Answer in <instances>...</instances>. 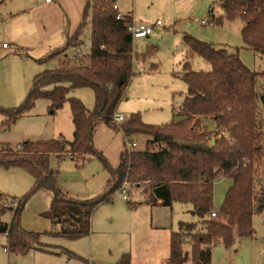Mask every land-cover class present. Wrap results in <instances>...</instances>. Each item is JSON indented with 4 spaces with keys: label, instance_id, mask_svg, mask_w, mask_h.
<instances>
[{
    "label": "trees",
    "instance_id": "16d2710c",
    "mask_svg": "<svg viewBox=\"0 0 264 264\" xmlns=\"http://www.w3.org/2000/svg\"><path fill=\"white\" fill-rule=\"evenodd\" d=\"M115 0H88L81 23L68 37L64 47L55 49L41 60L57 58V66L34 77L25 100L17 107L2 108L3 126L8 128L32 109L38 99L50 102L49 111H57L68 102L74 124L73 138L25 140L22 149L6 146L0 149V166L21 167L34 178L33 191L46 187L53 192L48 217L60 229L53 236L79 239L91 233L93 213L103 204L112 203L125 182L148 193V198L128 204L171 207L175 201L192 203L194 213L204 219V226L180 222L179 230L171 233L169 258L166 264H212V249L222 243L231 248L238 238L256 235L253 217L264 210V179L258 175L264 159V123L259 119L256 72L240 60L237 53L183 34L186 59L181 77L187 83V95L179 113L184 117L176 123L154 125L133 113L124 123L116 124L114 115L134 75V37L129 30L131 15L118 19ZM222 23L240 17L244 43L264 54V0H221ZM90 24V49L81 50L85 27ZM74 54L69 55L68 50ZM82 51V53H80ZM157 46L148 45L141 57L146 61ZM81 54V55H79ZM199 55L211 64L210 71L193 70L192 59ZM90 87L95 106L89 110L74 96L73 88ZM200 116H209L229 137L210 132ZM120 129L124 136L148 135V144L157 149L133 150L123 153L121 163L113 167L97 149L93 136L100 124ZM213 135V137H212ZM197 140L202 147L186 142ZM214 140L212 144L211 141ZM208 143V144H207ZM73 154L78 164L98 157L109 172L106 187L91 198L69 195L59 185L58 172L50 165V156ZM74 160V159H72ZM221 177L232 179V185L219 210L214 208L215 182ZM262 178V180H260ZM29 195L18 200L10 223L0 221V233L7 236L8 252L28 253L41 250L55 253L41 240V233L22 227L21 215ZM9 209L3 206L1 210ZM215 212V216L212 215ZM186 245L189 247L187 248ZM64 249V248H63ZM57 253V252H56ZM57 254L81 258L70 250ZM117 264H132L130 253H124Z\"/></svg>",
    "mask_w": 264,
    "mask_h": 264
},
{
    "label": "rangeland",
    "instance_id": "374dc122",
    "mask_svg": "<svg viewBox=\"0 0 264 264\" xmlns=\"http://www.w3.org/2000/svg\"><path fill=\"white\" fill-rule=\"evenodd\" d=\"M36 1L38 0H0L2 108L19 106L27 97L34 77L57 66V58L43 61L25 49H17L16 43L12 41V38L24 39L22 21L25 16L19 14V11L23 6ZM75 1L65 0L67 12L75 10V7H72ZM115 2L121 13L131 15L138 23L154 25L157 20L161 21L151 34L134 39V51L138 53V59L134 61V75L117 107V112L122 113L126 119L133 113H140L144 122L164 125L179 122L184 118L179 113L188 90L187 83L181 77L187 49L183 42L184 33L210 43L215 48H225L230 53H237L243 64L253 71L264 70V54L249 48L243 41L244 20L237 17L232 20L224 18L222 23L217 22L220 16L225 15L221 0H115ZM81 11L78 13L80 19ZM51 15L52 13L47 14ZM202 20L208 22L204 24ZM90 29V24L84 29L81 50L90 49ZM4 42L7 46L10 45L8 50L1 48ZM148 45L157 46V51L149 54L144 61L141 55L146 52ZM68 54L70 56L74 54L72 48L68 50ZM192 64L195 71H210L212 68L211 64L199 55L194 56ZM256 85L260 95L259 119L264 123V77L258 76ZM69 96L80 99L89 110L95 106L94 91L90 87L73 88ZM48 103L50 105L47 99H38L35 106L7 130L2 124L4 117L0 114V149L10 146L16 150L25 140L58 138L61 133L66 139L71 140L73 125L69 120V103L66 102L56 114L50 113ZM199 118L210 132L218 131L229 137V133L219 128L211 117ZM149 139L150 137L144 134L124 136L120 129L102 123L97 129L95 147L115 165L123 158L125 150L131 152L145 150L147 147L157 149L156 145L148 144ZM132 142L135 144L132 145ZM185 144L191 147L204 146L197 140ZM51 163L55 169L60 170V187L71 196L91 198L106 187L109 172L98 157H93L78 167L70 155L60 159L52 155ZM258 169V175L264 179V159L261 160ZM232 182L229 177H221L215 182V210L222 206ZM124 185L128 198L123 197L122 189L116 192L113 203L103 204L95 212L91 222V233L71 240L52 234L60 229V226L53 224L48 217L53 192L46 187L33 191L34 178L24 168L6 169L0 166V221L10 223L18 200L29 195L21 215L22 227L28 231L41 233L43 243L55 245L51 247L55 251L53 254L41 250H32L28 253L7 252L5 250L8 246L7 236L0 233V264H117L124 253H130L132 264L134 260L138 264H155V260H158L159 264L163 259V236L165 233L168 237L170 230H156L150 227L152 222L157 223L160 220L156 219V211H162L158 218L162 216L163 220H168V225L169 221L173 220L172 232L179 230L180 222L196 223L200 228L204 226V219L193 212L192 203L175 201L171 207L159 208L153 212L152 206L143 203L145 207L143 212L140 210L136 215L137 222L141 224L140 228L133 233L131 230H125V219L129 220L132 217L130 208H138L140 205L131 207L128 201L139 202L148 198V193L131 186L129 182ZM4 205L9 209L1 210ZM253 224L256 229L255 237L238 238L231 248H226L222 243L216 245L212 249V264H264V210L254 215ZM65 249L77 253L81 258L57 254ZM150 253H153L155 260L148 261L143 258V254H146L148 259H151ZM186 264L191 262L188 261Z\"/></svg>",
    "mask_w": 264,
    "mask_h": 264
},
{
    "label": "crops",
    "instance_id": "0c3cea01",
    "mask_svg": "<svg viewBox=\"0 0 264 264\" xmlns=\"http://www.w3.org/2000/svg\"><path fill=\"white\" fill-rule=\"evenodd\" d=\"M84 1L85 0H76L75 4L74 3L72 4V7H75V10H73L72 12H67V6L65 5V0H59V1L57 0L39 1L38 0L32 4H27L26 6H23L21 10L19 11V14H21L22 16H25L22 21L24 39L16 40L15 38H12V41L16 43L17 49H25L27 52L28 51L31 52V54L34 57L42 59L48 56L55 49L64 47L67 44L68 37L75 32V30L78 28L79 24L82 21L83 12H84V9H85V6L88 0H86V2ZM119 9L120 7L118 6V11ZM80 11H81V19L79 18V14H78L80 13ZM48 13H52V15L47 16ZM9 46L10 45L8 44L7 47H1V48L4 50L5 49L8 50ZM27 52L24 51V53L27 56H29ZM48 108H49V103H48ZM70 118H72L71 113L69 115V120L72 122V125H73L72 129L74 132V124H73L72 119ZM5 130H7V128H5ZM96 134H97V130L93 136L94 145H95ZM61 135L64 136L62 133L59 136ZM37 139L38 138H36L35 140ZM51 156H50V165L54 170L58 172V177L60 178V170L55 169L54 166L52 165ZM55 156L60 159V157H58L57 155ZM121 161L122 159L119 161L118 164H115V165L111 164V165L113 167H117L121 163ZM75 164L78 167L81 166V164H78L77 162ZM62 190L65 191L63 188ZM52 199H53V194H52ZM142 204L143 203H140L138 208L137 207L130 208L132 217L129 218V220L127 218L125 219L124 221L125 230H131V232L133 233L135 230L140 228L139 225L141 224L139 223V221L137 222L136 215L140 212V210L143 212V209L145 207H143ZM152 207L153 209H151V212L159 208H168L167 206H163V205H156ZM95 212L92 215L91 222H93ZM161 212L162 211H156V219L157 220L160 219V220L157 223H155V221L152 222L153 224H150V227L156 230H163V229L170 230V234L168 237H166L164 233V236H163L164 251L162 252L163 259L159 263V264H166L169 258L170 237H171V232L173 231L171 227L173 228V222H172L173 220H170L169 221L170 225H168V220L167 221L163 220L162 216L161 218H158L159 213ZM143 256H144L143 258L148 261H151L152 259L155 258L153 256V253L152 254L150 253L151 259H148L149 257L146 254H143ZM133 264H138V263L137 261L134 260ZM155 264H158V260H155Z\"/></svg>",
    "mask_w": 264,
    "mask_h": 264
},
{
    "label": "built area",
    "instance_id": "2783aa9c",
    "mask_svg": "<svg viewBox=\"0 0 264 264\" xmlns=\"http://www.w3.org/2000/svg\"><path fill=\"white\" fill-rule=\"evenodd\" d=\"M46 1H51V0H46ZM113 8L114 9H118L117 4H114ZM125 17H126V15L123 14V13H121V12H118L117 13V18L118 19H124ZM207 22L208 21H206V20H202V23H204V24H206ZM160 24H161V21L160 20H157L156 24L150 25L148 23H142V22L138 23V22L134 21V19H133V21L129 25V30L131 31L134 39L135 38H143V37H146L149 34H151L152 31H153V29H154V27L159 26ZM2 46L3 47H7V44L6 43H3ZM79 55H81V54H79ZM125 120H126V117L122 113H119V112H116L115 113V115H114V121H115L116 124H121ZM134 144L135 143L132 142V145H134ZM22 147H23V145L22 144H19L17 146V149H22ZM70 158L71 159H74V160H78L77 156H75L73 154H70ZM125 183H127V182H125ZM121 192L123 193V197L127 199L128 198V195H127V190H126L125 185H123V188H122V191ZM215 214H216L215 212H212V215L213 216H215ZM5 250L8 252V249L7 248H5Z\"/></svg>",
    "mask_w": 264,
    "mask_h": 264
},
{
    "label": "water",
    "instance_id": "95a60500",
    "mask_svg": "<svg viewBox=\"0 0 264 264\" xmlns=\"http://www.w3.org/2000/svg\"><path fill=\"white\" fill-rule=\"evenodd\" d=\"M214 142H212V144H213Z\"/></svg>",
    "mask_w": 264,
    "mask_h": 264
}]
</instances>
